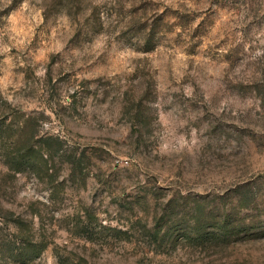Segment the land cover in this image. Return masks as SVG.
Masks as SVG:
<instances>
[{"label":"rangeland","instance_id":"obj_1","mask_svg":"<svg viewBox=\"0 0 264 264\" xmlns=\"http://www.w3.org/2000/svg\"><path fill=\"white\" fill-rule=\"evenodd\" d=\"M4 235L27 264H264V0H0Z\"/></svg>","mask_w":264,"mask_h":264},{"label":"trees","instance_id":"obj_2","mask_svg":"<svg viewBox=\"0 0 264 264\" xmlns=\"http://www.w3.org/2000/svg\"><path fill=\"white\" fill-rule=\"evenodd\" d=\"M18 228H20L19 230L21 231V226H19ZM33 239L31 238V236L25 239L21 237L20 241L16 243V241H14L13 239H9L4 235L0 238V245L4 246V249L0 248V253L2 255L11 253L13 255V258H16V260H18L19 262H23V264H27L28 262L32 261L38 253L42 251V247L38 246V243H40L41 241H36V239ZM6 249H8L9 252H7Z\"/></svg>","mask_w":264,"mask_h":264}]
</instances>
